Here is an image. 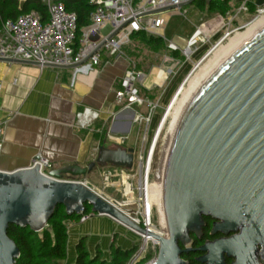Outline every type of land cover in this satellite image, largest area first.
Listing matches in <instances>:
<instances>
[{
  "label": "water",
  "instance_id": "95a60500",
  "mask_svg": "<svg viewBox=\"0 0 264 264\" xmlns=\"http://www.w3.org/2000/svg\"><path fill=\"white\" fill-rule=\"evenodd\" d=\"M0 62L39 66L6 58ZM85 62L43 67L74 69ZM130 126L131 122L126 133ZM133 163L132 148L99 146L97 158L86 167L63 166L50 170L48 177L40 174L37 163L11 172L0 170V264H16L20 256L7 235L10 225L38 233L59 207L68 216H80L86 206L93 215L108 216L133 232L151 236L157 254L147 264H186L179 244L191 247L190 234L200 237L204 218L215 221L211 234L235 230L239 234L206 242L196 251L207 255L197 261L222 264L223 253L233 256L235 264H257V256L264 259V27L209 76L178 122L161 176L165 236L145 232L131 221L128 216L136 214V205L109 201L82 183L63 180L85 176L96 165L130 170ZM258 244L261 252L256 250Z\"/></svg>",
  "mask_w": 264,
  "mask_h": 264
},
{
  "label": "crops",
  "instance_id": "0c3cea01",
  "mask_svg": "<svg viewBox=\"0 0 264 264\" xmlns=\"http://www.w3.org/2000/svg\"><path fill=\"white\" fill-rule=\"evenodd\" d=\"M242 2L231 0L230 5L240 6ZM249 4L256 6V1L248 2L247 15H250ZM209 13L206 7L198 6L191 11V18L174 12L162 40L167 46L170 42L180 49L174 41L176 36L186 42V48L195 30L219 15L210 17ZM212 34L207 30L205 36ZM123 46H143V43L129 39ZM130 62L124 52L119 56L104 55L98 67L86 63L74 69L0 62V170L27 168L38 156L48 160L51 170L67 165L86 167L95 159L99 146L105 148L103 142L132 148L136 112L115 100V92ZM81 239L90 258L98 250L101 258L108 261L112 244L128 250L136 246L139 238L104 215H92L84 222L69 221L67 252L62 264H75L76 246Z\"/></svg>",
  "mask_w": 264,
  "mask_h": 264
},
{
  "label": "built area",
  "instance_id": "2783aa9c",
  "mask_svg": "<svg viewBox=\"0 0 264 264\" xmlns=\"http://www.w3.org/2000/svg\"><path fill=\"white\" fill-rule=\"evenodd\" d=\"M17 1L22 3L28 0ZM40 1L45 5L46 17L40 12L31 11L15 19L0 22V58L35 62L41 68L45 65L75 66L84 61H86L84 64L98 67L101 57L104 55H121L122 46L128 43L130 36L135 33H146L165 39L163 33L170 16L174 12L181 14L182 7L189 2V0H88L93 6L88 24L78 29L77 14L67 9V0ZM248 2L250 0H243L233 14H228L226 17L218 15L213 21L200 25L187 41L186 48L180 50L170 42L167 47L171 51H180L186 61H191L198 46L205 45L222 29L225 28L226 32L214 46H218L232 33L246 27L248 23L241 24L237 21L240 14L248 13ZM263 13L264 8L258 7L253 20ZM117 29L119 31L108 40V37ZM207 30L212 31V36H205ZM202 60L203 58L196 63L194 68ZM162 74L169 76L173 74V70L167 68ZM143 76V73L137 71L135 66L129 63L128 69L120 81L119 89L115 92L116 102L124 104L127 108L144 103L136 87ZM148 107L152 111L156 105L148 103ZM142 121V117H134V123ZM146 121L148 122V119ZM161 123L149 141L145 143L143 155L140 156L138 181L135 187L132 184L128 185L125 191V200L119 203L136 205V214L128 217L145 232L151 233L157 231L153 225L154 204L151 200V189L154 164L163 132L160 127ZM1 135L2 127L0 125V153ZM35 163L40 164V174L48 177L51 170L48 160L39 157L37 161L33 160L29 167L34 166ZM64 181L79 182L72 179ZM82 184L87 187L84 183ZM135 191L137 198L133 199L131 196ZM92 215V213L82 215L79 221L84 222ZM134 233L143 242V246H138L137 251L131 257L132 261L140 258L141 253L143 255L146 253L145 244L151 243L153 251L156 253L157 242L151 236Z\"/></svg>",
  "mask_w": 264,
  "mask_h": 264
},
{
  "label": "rangeland",
  "instance_id": "374dc122",
  "mask_svg": "<svg viewBox=\"0 0 264 264\" xmlns=\"http://www.w3.org/2000/svg\"><path fill=\"white\" fill-rule=\"evenodd\" d=\"M256 1L255 10L259 8H264V0H254ZM197 5L195 2L188 4L181 9V16L186 18H191V11L196 10ZM239 8L238 5L233 6L231 8V11H233L231 14H233L237 9ZM186 12V13H185ZM185 13V14H184ZM255 13V12H254ZM242 14L239 15L238 22H241V24L250 23L253 20L254 14L247 15ZM220 15V14H219ZM223 16V15H221ZM226 17V16H224ZM245 29V28H244ZM244 29L238 31L243 32ZM226 30L225 28L221 30L218 34L221 36L216 40L213 41L212 39L205 43L206 46H208V49L203 54V56L200 58H205L206 55L213 50L216 46L215 43L225 34ZM235 33H232L226 40L222 42V45H226L231 37H233ZM156 37V36H155ZM175 43L179 46L180 49H184L185 47V41L179 40L176 36L174 38ZM131 51L133 52V55L135 54V58H131V62L134 66L137 63H140L141 68L137 67L139 72L143 73V77L139 80L138 84L136 85L137 89L139 90V95L142 98L143 102L141 105H134L132 108L136 112V116H140L143 118V121L140 123H135V131L131 132V139H132V149L134 150V163L133 167L130 170H126L124 168H115L111 165H96L95 168L85 176L71 178L68 176L63 177V180H76L79 182L84 183L88 188L96 192L97 194H100L101 197L115 201L118 203H122L125 200V191L127 190L128 185L132 184L134 187L138 181V170H139V164H140V156L143 155V149L145 146V143L149 141L151 135L153 132H155V129L159 126V124L162 122V120L165 117L167 107L172 100L175 93L180 88L181 84L184 83L186 80L188 74L191 72V70L194 68L196 63L200 60H197L195 62L188 61L191 63V69L186 74L182 81L178 84L170 98L167 100V102L163 103L162 98L163 95L171 83L174 75L178 72L179 68L181 67L182 61L180 62L179 59L174 58L171 54V50L169 48H162V49H156L153 48L143 42V46H127ZM123 52V49L121 48V53ZM208 62V60L204 61L202 64L205 65ZM172 69L173 74L163 76L162 72L165 71V69ZM193 71V70H192ZM148 103H153L156 105L154 109L148 107ZM155 118H158L156 125L153 127V120ZM148 119V122L146 121ZM170 124V117L167 120V123L165 127L163 126V132H162V138L159 146V152L154 164V172L152 177L153 182V193L155 196V182H156V176L155 173H158V168L160 164V150L162 149V146L164 145V137L167 133L168 127ZM138 129V132H137ZM102 143V139H101ZM105 144V148L107 149H115L117 148L116 145H112L111 142H103ZM98 154L96 155L95 159L97 158ZM94 159V160H95ZM93 160V161H94ZM133 199L137 198L136 191L133 192L132 196ZM153 225L157 231L161 230V224H160V215L157 209V204L154 203V213H153ZM139 238V237H138ZM136 246L140 247L143 246V242L138 239L136 242ZM146 248V253L143 255L141 253L139 255L140 258L135 259L132 261L131 259L128 261L127 264H144L141 263V260H143L148 254H151L152 257H150L149 262H151L157 254V251H153V246L151 243L144 245ZM147 262V263H149ZM145 263V264H147Z\"/></svg>",
  "mask_w": 264,
  "mask_h": 264
},
{
  "label": "trees",
  "instance_id": "16d2710c",
  "mask_svg": "<svg viewBox=\"0 0 264 264\" xmlns=\"http://www.w3.org/2000/svg\"><path fill=\"white\" fill-rule=\"evenodd\" d=\"M231 0H195L199 8H207L210 17L216 14L227 16L232 12L230 5ZM66 7L69 11H73L78 17V29L86 26L89 21V14L93 9L92 4L88 0H67ZM40 12L46 17V8L40 0H28L26 2H18L17 0H0V22L8 19H15L18 16L31 12ZM254 4H249V13L254 14ZM221 35L216 34L213 41H216ZM131 41H139L153 48H168L167 44L159 37L148 35L146 33H135L129 38ZM123 52L130 58H135V54L127 46H122ZM208 49V46H198L196 52L192 55L191 61L199 60ZM174 58L182 61L181 67L174 75L171 83L167 87L162 102L166 103L170 98L183 77L188 74L191 69V63L185 60L180 51H171ZM141 68L140 63L135 65L137 71ZM120 86V85H119ZM119 89V87H118ZM158 118L153 120V127L156 125ZM91 213L90 207L86 206L82 215ZM82 215H66L64 208L56 209L54 215L49 220L46 228L35 233L28 227L19 228L10 225L7 230L8 237L13 240L20 251V256L16 260V264H62L66 258L67 246V223L72 220H79ZM138 247L133 246L131 249L124 250L120 247L111 245L110 259L108 261L101 258L100 251H96L95 257L90 258L85 248L84 240L81 239L76 246L75 264H127ZM151 254H148L141 263L149 262Z\"/></svg>",
  "mask_w": 264,
  "mask_h": 264
},
{
  "label": "bare ground",
  "instance_id": "6f19581e",
  "mask_svg": "<svg viewBox=\"0 0 264 264\" xmlns=\"http://www.w3.org/2000/svg\"><path fill=\"white\" fill-rule=\"evenodd\" d=\"M264 27V13L256 17L245 27V31L237 32L233 37H231L226 45L219 44L213 50H211L205 58L193 69L189 74L183 84H181L178 91L173 96L170 101L163 122L161 123V130L163 126L165 127L168 118L170 117V124L167 130V133L164 137V145L160 150V164L158 168V178L154 184L155 186V196L153 193V185L151 189V200L157 204V209L160 215V224L161 230L156 231L161 236L166 235V227L163 219L162 205H161V176L164 168L165 159L169 150L171 139L175 132V129L178 125V122L193 98L195 92L203 85V83L209 78V76L216 70L218 67L228 59L231 54L245 43L251 36L255 35ZM208 62L202 66L204 61ZM100 195V194H99ZM125 205V204H123Z\"/></svg>",
  "mask_w": 264,
  "mask_h": 264
},
{
  "label": "flooded vegetation",
  "instance_id": "af4514ba",
  "mask_svg": "<svg viewBox=\"0 0 264 264\" xmlns=\"http://www.w3.org/2000/svg\"><path fill=\"white\" fill-rule=\"evenodd\" d=\"M204 226L202 227L200 237H196L194 234H190V241L191 247H184L183 245L179 244V247L182 252L180 258L186 264H208V261L199 262L198 259H201L203 256L207 255V252L203 251H196L203 247L206 242L214 243L220 239H232L234 235L239 234V230L229 231L228 233H222L221 231H215L211 234L213 229V224L215 221L211 218H204ZM185 250H193L187 251ZM256 250L258 252L262 251L261 244L256 245ZM222 264H235V258L233 256L228 257L227 253L222 254ZM257 264H264V259L261 256L256 257Z\"/></svg>",
  "mask_w": 264,
  "mask_h": 264
}]
</instances>
